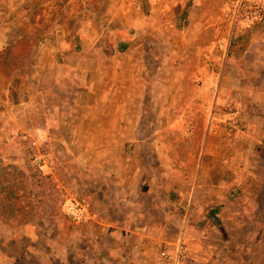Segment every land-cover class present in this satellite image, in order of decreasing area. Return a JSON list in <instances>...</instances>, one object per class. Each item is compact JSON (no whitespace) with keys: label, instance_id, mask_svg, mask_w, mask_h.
I'll return each mask as SVG.
<instances>
[{"label":"rangeland","instance_id":"obj_1","mask_svg":"<svg viewBox=\"0 0 264 264\" xmlns=\"http://www.w3.org/2000/svg\"><path fill=\"white\" fill-rule=\"evenodd\" d=\"M187 1L0 0L12 12L10 22L0 31V83L15 105L13 111L10 107L0 110L1 126L5 127L0 142V220L17 228L13 239L3 246L16 256L17 264H39L48 250L44 240L61 241L69 236L68 228L82 223L68 214L75 200L84 201L88 212L94 213L85 195L95 192V198H102L108 191L113 197L110 214L115 221H123L126 211L132 209L128 196L126 200L117 198L116 185L95 184V178L87 175L89 170L58 165V140L47 145L46 129L39 118L42 113L17 105L31 92L27 84L36 82L42 63L51 59L61 62L69 43L82 50V115L89 99L85 94L89 77L95 65L105 69L110 64V53L126 59L134 81L145 85L144 101L128 108L131 115L138 112L139 119L131 120L130 138L125 143L143 170L136 193L139 201L144 195H155L157 207L151 206L148 218L171 222L174 214L183 216L177 242L183 237L190 211L185 195L193 189L187 176L201 172V146L207 141L223 142L230 160L231 145L243 142L238 136L241 127L233 128L227 122L233 108L239 111L237 106L228 103L214 118H207L196 104L200 89L209 88L212 103L224 66L231 86L234 78L253 90L264 82L259 56L243 54L247 48L264 49V7L256 16L249 14L232 23L231 0H192L186 6ZM90 106L96 128L97 109L93 103ZM9 128L12 134H8ZM263 144L255 148L246 144L255 150L244 155L251 182L239 190L229 187L230 202L217 207L220 226L217 221L213 225L198 221L202 230L192 234L194 242L188 254L207 260L211 257L205 264H264ZM36 152L51 155L54 172L41 171L32 164ZM189 159L194 162L188 163ZM146 199L151 205L153 201ZM132 210L136 211V206ZM147 217L136 218L137 224ZM96 220L100 222L101 217ZM26 223L34 228L26 230ZM59 223L63 225L60 229ZM44 260L48 262L46 254Z\"/></svg>","mask_w":264,"mask_h":264},{"label":"crops","instance_id":"obj_2","mask_svg":"<svg viewBox=\"0 0 264 264\" xmlns=\"http://www.w3.org/2000/svg\"><path fill=\"white\" fill-rule=\"evenodd\" d=\"M71 34L75 36V33ZM253 52L259 56L258 64L264 68V49L247 48L243 54H253ZM109 55L110 59L107 62L110 64L106 65L105 69L101 65H95V71L89 77L90 86L85 91L89 99L84 115H82V50H76L75 45L71 46L70 43L61 55V62L51 59L48 64L45 61L42 63L36 82L27 84L31 92H27L24 102L20 100L17 105L19 108L24 105L28 111L42 113V117L39 118L42 119V128L46 129L47 145H50L52 140H58L55 147L56 151L61 150L57 157L58 165L89 170L87 175L95 178L92 179L95 184L116 185L119 191L117 198L124 197L126 200L128 196L127 200L132 201L129 202V207L133 209L136 206V211L128 209L123 221H115L110 214L113 197L108 191L103 195V199L95 198L97 197L95 192L85 195L92 203L94 213L88 212L82 223L68 228L70 234L63 240L55 241L51 238L44 240L43 246L48 249L45 253L48 262L44 260L45 254L43 260L37 262L39 264H200V262L205 264L210 262L211 257L207 260L204 256H197L191 252L188 254L189 247L192 248L194 242L192 234L202 230L198 224L199 219L207 220L209 225L217 221L219 227L221 212L217 207L227 206L230 202L229 187L233 186L232 189L239 190L242 184L251 182L249 166L244 155L250 150L254 152L253 148L256 144L264 143V82L257 84L256 90H253L254 88L243 86L234 78L231 86L225 74L227 66H224L218 76L217 85L214 86L216 97L212 103H210L209 88L200 89L201 95L196 104L204 109L207 118L211 115L214 118L228 103L237 106L240 111H238V127L242 129L238 136L243 142L240 144L235 142L231 145L230 160H227L228 149L223 142L207 141L201 146L202 154L198 159L202 166L201 172L198 175L187 176L193 189L185 195L188 203L190 202L189 219L182 232L188 248L186 259L182 263H176L173 257L161 260L159 252L167 250L168 253L173 254L183 225V216L176 214L177 217H174V214L171 222L147 217V211L151 206L157 207L155 195H144L145 198L139 201L136 187L141 180L143 170L138 166L139 163L137 164V157L131 156V150L125 146L130 138L131 120L139 119V113L135 111L131 115L128 108L130 105L144 101L145 85L134 81L126 59L123 60V57L116 53ZM232 68L237 71L236 66ZM5 103V108L10 107L9 109L13 111L14 100L11 97L6 98ZM91 103L95 104L97 109L96 128L93 127ZM1 125L0 119V142L5 128ZM51 128H55V132ZM210 129L211 127L209 131ZM45 131L43 130L44 133ZM7 132L12 134L11 128ZM82 137L85 139L83 140ZM248 143L254 144V147L247 148ZM190 161L194 162L190 159L187 162ZM120 193L123 195H119ZM239 194L240 191L237 195ZM146 197L153 201L151 205ZM181 198H184V195H181ZM76 202L75 200L70 207L76 205ZM121 209V207L117 208V213ZM63 212L67 211L64 209ZM97 216L101 217L100 222L96 220ZM139 216L147 218L137 224L136 218L139 219ZM28 223L25 224V229H33V225ZM58 226L60 229L63 225L60 226L59 223ZM16 229L15 226L0 220V264H17L16 256L9 254L3 248L6 242L13 239ZM204 235L206 236V234L202 236Z\"/></svg>","mask_w":264,"mask_h":264},{"label":"built area","instance_id":"obj_3","mask_svg":"<svg viewBox=\"0 0 264 264\" xmlns=\"http://www.w3.org/2000/svg\"><path fill=\"white\" fill-rule=\"evenodd\" d=\"M231 3L233 5V11L230 17L232 23L247 18L249 14L256 16L260 9L264 7V0H231ZM10 20V10L0 4V31L10 22ZM6 98L7 95L5 93V89L0 83V110L5 108ZM238 116V111L233 108L231 110L230 117L227 120L231 127L238 128ZM32 164L41 171L46 170L49 173L55 171V163L51 155L46 153H34L32 156ZM76 203V205L69 208L68 214H70V216L77 221H82L87 216L88 205L84 201H77ZM169 254L170 253H168V251L163 250L159 253V258L161 260H167L171 257ZM186 254L187 246L183 237H181L176 244L172 257L176 263H182L186 259Z\"/></svg>","mask_w":264,"mask_h":264},{"label":"trees","instance_id":"obj_4","mask_svg":"<svg viewBox=\"0 0 264 264\" xmlns=\"http://www.w3.org/2000/svg\"><path fill=\"white\" fill-rule=\"evenodd\" d=\"M192 0H188L186 6H189ZM186 11V10H185Z\"/></svg>","mask_w":264,"mask_h":264}]
</instances>
